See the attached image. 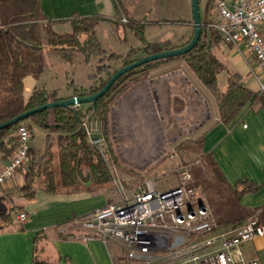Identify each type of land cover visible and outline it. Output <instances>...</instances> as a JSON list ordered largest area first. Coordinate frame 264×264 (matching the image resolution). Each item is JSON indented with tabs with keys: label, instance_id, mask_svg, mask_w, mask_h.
I'll return each instance as SVG.
<instances>
[{
	"label": "trees",
	"instance_id": "16d2710c",
	"mask_svg": "<svg viewBox=\"0 0 264 264\" xmlns=\"http://www.w3.org/2000/svg\"><path fill=\"white\" fill-rule=\"evenodd\" d=\"M212 1L207 0L204 4L203 14H200V38L188 53L148 62L121 75L94 104L42 110L20 123L0 129L1 160L8 159L14 153L17 139L13 133L19 124H26L30 128L32 138L33 127L45 132L43 150L33 153L30 149L29 163L15 197L30 202L35 199L37 190L48 194H71L80 191L95 192V189L100 187H112V172L122 167L123 163L114 152L111 104L126 94L130 86L137 84L140 79L146 78L151 71L164 64L182 61L200 80L215 101L216 124L227 126L246 105L262 103L263 95L249 89L242 76L235 71L227 72L223 89L218 84V75L225 68L211 53L212 45L216 44V41H222L219 34L209 27L212 22ZM116 6L121 18L125 14L122 0H116ZM198 7L200 13L201 0ZM101 21L127 26L140 38L142 50L146 55L182 47L190 41L194 31L192 25L191 36L180 45H172L169 40L159 41L155 43L159 49L152 51L154 43L144 38L141 26L131 19L127 20V24L120 25L117 21L100 16L82 17L73 14L63 21H50L41 14L39 0H0V125L48 102L63 100L47 95L44 89H37L27 98L24 97V80L27 77L36 79L44 72V46L51 54L68 59H71L75 52L84 54L86 58L100 57L96 71L89 76L93 81L97 79V83L88 88L74 89L73 95L80 97L97 93L119 68L137 60L133 59L136 54L133 49L124 56L115 53L106 55L94 33L96 24ZM59 23L69 24L71 31L56 33L53 26ZM109 63H120L121 67L110 71L112 66ZM88 116L97 117L101 121L104 139L101 148L91 145L87 140L82 123ZM201 144L202 137H199L197 140L182 142L176 150L182 155L198 154L195 161L185 164L190 167L192 185L205 194L217 226L236 227L256 212L258 221L264 224V205L249 209L240 203L243 195L256 192L259 185L245 180L230 186L212 158L200 154ZM6 198L10 196L0 193V200ZM21 209L22 205L12 204L0 209V232L11 224L13 215ZM43 233L38 232L34 239L33 264H48L39 256L38 245L39 240L44 238ZM62 235L60 237H71ZM58 259L61 260L60 257ZM62 259L65 264H71L69 259Z\"/></svg>",
	"mask_w": 264,
	"mask_h": 264
},
{
	"label": "crops",
	"instance_id": "0c3cea01",
	"mask_svg": "<svg viewBox=\"0 0 264 264\" xmlns=\"http://www.w3.org/2000/svg\"><path fill=\"white\" fill-rule=\"evenodd\" d=\"M122 4L125 14L120 18L117 13L116 0H39L41 14L50 21H63L69 19L73 14H78L82 17H104L110 21H117L120 25L121 19H131L138 23L143 30L151 25L144 17L135 19L129 16L123 0ZM210 18L212 21L215 18V12L212 10ZM181 21H183V30L179 37L168 36L160 41L169 40L172 43L174 38H177L180 43L187 41L192 34V16L190 19ZM173 22L175 23V21ZM108 23L114 24L113 22ZM123 24H127V22ZM115 26L116 28L122 27V25ZM125 27L124 25L123 30ZM53 29L59 34L71 31L67 23L55 24ZM261 32L264 36V22L261 25ZM211 53L225 68L218 75L220 88L225 87L227 72L235 71L242 76L249 89L263 95V102L246 105L227 126L216 124L217 108L213 97L182 61H175L154 69L146 78L140 79L137 84L130 86L126 94L111 104L110 116L115 111H127L132 96L139 94L134 91L131 95L129 91L132 88L136 89L141 82L147 81V90L151 93L152 89V94L158 97L156 101L161 99V103L166 106L169 104L168 96L174 98L188 94L183 89L173 91L176 87L193 88L200 103L202 102L204 105L203 111L198 109L195 112L198 122L196 126L205 127L200 134L202 154L212 158L230 186L233 187L245 180L259 185L256 192L243 195L240 203L249 209L261 207L264 205V91L261 90V86H264V75L257 70L254 58L245 52L243 47L236 49L222 41H216V44L211 47ZM176 78L183 80V84L175 83ZM172 79L175 80L172 81ZM92 82L93 84L97 83V79ZM37 89H44V87H38L34 78L27 77L24 80L25 98ZM73 93L66 98L74 96ZM206 110L208 116L202 119V114ZM34 140L33 137L30 149L33 150V153L42 151L44 137L39 147L33 144ZM6 160L0 159V163ZM23 173L24 171L16 175L11 182L0 187L2 195L10 196V198L0 200V209L8 207L10 204L22 205V209L18 212L23 211L27 216L26 222L20 225L14 221L18 212L15 213L11 224L0 232V264H33L34 239L40 231L44 232V238L39 240V256L48 264H65L62 258L69 259L71 264H116L121 260L124 250L117 241L103 242L99 239L84 240L75 237L83 233L79 227L75 226V223L95 209L114 202L112 187H100L95 189V192L80 191L71 194H48L37 190L35 199L25 202L15 197L17 188L22 184ZM61 228H65L71 237H60L63 236L60 232ZM225 228L229 229L230 227ZM241 251L245 260L256 259L258 264H264V236L244 243L241 246Z\"/></svg>",
	"mask_w": 264,
	"mask_h": 264
},
{
	"label": "built area",
	"instance_id": "2783aa9c",
	"mask_svg": "<svg viewBox=\"0 0 264 264\" xmlns=\"http://www.w3.org/2000/svg\"><path fill=\"white\" fill-rule=\"evenodd\" d=\"M215 18L209 24L223 43L243 47L264 75V0H214ZM126 23L125 18L121 19ZM264 91V86H261ZM82 127L88 142L101 148L102 124L88 116ZM13 135L17 139L14 153L0 163V187L25 171L29 163L32 132L19 124ZM173 155H171V158ZM176 184L167 191L156 189L154 181L138 185L130 197L84 215L76 224L83 232L79 239L117 241L124 250L120 264H258L245 260L241 246L264 236V224L255 213L233 228L217 226L200 189L192 185L188 165L179 164ZM114 185L121 190L119 182ZM26 213L20 211L14 221L23 225ZM60 232L69 235L65 228Z\"/></svg>",
	"mask_w": 264,
	"mask_h": 264
},
{
	"label": "rangeland",
	"instance_id": "374dc122",
	"mask_svg": "<svg viewBox=\"0 0 264 264\" xmlns=\"http://www.w3.org/2000/svg\"><path fill=\"white\" fill-rule=\"evenodd\" d=\"M206 1L201 0V15ZM190 2V0H123L129 16L135 19L144 17L151 23L143 30V36L148 42L154 43L152 51L159 49L155 43L162 38L179 37L182 34L181 20L191 18ZM211 10L215 12L213 1ZM94 33L106 55L115 53L124 56L133 49L136 51L133 59L139 60L147 56L142 50L140 38L127 26L123 30V26L116 28L114 24L99 22L94 28ZM179 44L182 43L178 42L177 38L172 40V45ZM43 55L45 69L35 80L38 87H44L47 95L65 99L74 92V89L88 88L93 84L89 76L96 71L100 57L86 58L84 54L75 52L74 56L68 59L51 54L46 46L43 47ZM109 65L112 66L110 71L121 67L120 63ZM176 80L178 82L175 83L183 84V80L177 78ZM182 89L188 94L174 98L168 96L169 104L166 106L161 103V99L156 101L158 97L152 94V89L151 93L147 90V81L141 82L136 89L132 88L129 91L131 95L134 91L139 94L133 95L134 98L132 96L127 111L111 113L114 152L123 163L122 167L112 172L114 181L121 185L119 190L112 181L114 202L121 197H130L134 189L145 181H154L156 189L160 191L171 189L177 181L174 173L176 167L179 164L188 165L185 163L196 160L198 154L182 155L176 148L182 142L197 140L200 137L205 127L196 126L198 122L195 112L198 109L203 111L204 105L200 103L193 88L176 87L173 91ZM202 115V119L206 118L208 111H204ZM44 133L33 127L35 138L33 144L38 145L37 147L42 143ZM200 154L203 155L201 147ZM202 195L206 199L205 194ZM75 226L79 227L78 224Z\"/></svg>",
	"mask_w": 264,
	"mask_h": 264
},
{
	"label": "water",
	"instance_id": "95a60500",
	"mask_svg": "<svg viewBox=\"0 0 264 264\" xmlns=\"http://www.w3.org/2000/svg\"><path fill=\"white\" fill-rule=\"evenodd\" d=\"M191 16H192V25L194 28L192 38L190 41L179 48L147 55L139 60H136L135 62H132L124 67L119 68L104 84V86L99 90L97 93L90 95V96H85V97H80V96H72L60 101H53V102H48L45 105H42L40 107L31 109L29 111H26L17 117L13 118L12 120L3 123L0 125V129H4L7 127H10L12 125H15L17 123H20L27 119L29 116H31L34 113L40 112L42 110H47V109H52L55 107H76L84 104H89L92 103L94 104L97 99L100 97L104 96L105 93L109 90L111 85L115 82L116 79H118L121 75L138 68L148 62L152 61H157L161 59H167V58H172V57H177L181 56L185 53H188L198 42L200 38V33H201V20H200V13H199V0H191Z\"/></svg>",
	"mask_w": 264,
	"mask_h": 264
}]
</instances>
